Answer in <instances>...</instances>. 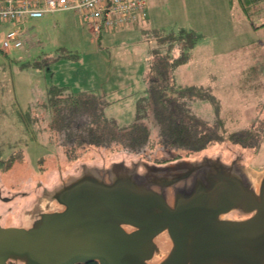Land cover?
<instances>
[{
	"label": "rangeland",
	"instance_id": "rangeland-1",
	"mask_svg": "<svg viewBox=\"0 0 264 264\" xmlns=\"http://www.w3.org/2000/svg\"><path fill=\"white\" fill-rule=\"evenodd\" d=\"M235 1L147 0L146 20L104 30L98 40L79 13L62 9L29 18L22 46L4 50L0 44V145L3 157L14 152L21 155L10 168L0 169L3 195L19 194L12 201H0V210L12 206L7 222H20L23 208L44 186L60 181V172H75L82 162L108 164L142 158L117 148H91L65 164L55 155L59 148L50 140L33 139V131L23 121L41 102L44 105L48 88L58 84L101 94L111 101L105 106L106 114L122 125L132 122L137 100L147 89L150 48L156 44L146 36V27H187L200 32L189 59L177 72V81L207 84L213 80L223 112L235 114L240 122L252 115L264 116V12L249 18ZM12 26V21H0V38ZM241 75L253 81L242 86ZM254 152L253 147L223 141L209 145L201 154L182 151L179 158L221 154L231 161L241 155V162L264 167V145L257 155ZM178 155L160 148L150 152L154 159Z\"/></svg>",
	"mask_w": 264,
	"mask_h": 264
},
{
	"label": "water",
	"instance_id": "water-1",
	"mask_svg": "<svg viewBox=\"0 0 264 264\" xmlns=\"http://www.w3.org/2000/svg\"><path fill=\"white\" fill-rule=\"evenodd\" d=\"M240 157L82 162L0 222V264H264V167Z\"/></svg>",
	"mask_w": 264,
	"mask_h": 264
},
{
	"label": "trees",
	"instance_id": "trees-1",
	"mask_svg": "<svg viewBox=\"0 0 264 264\" xmlns=\"http://www.w3.org/2000/svg\"><path fill=\"white\" fill-rule=\"evenodd\" d=\"M235 4L249 18L264 12V0H236ZM145 31L156 44L150 48L147 89L137 100L132 122L122 125L106 114L105 106L111 101L101 94L52 84L44 105L41 102L23 121L33 131L32 138L50 140L59 148L56 157L65 164L79 159L91 148H117L135 157L164 163L178 159L182 151L200 153L223 141L253 147L257 155L264 145V116L252 115L240 122L235 114L223 112V101L213 80L207 84L177 81V72L189 59L190 49L201 33L193 28L167 30L161 26L146 27ZM241 77L242 86L250 81V77ZM158 148L170 153L177 151L179 155L173 159L151 158L150 152ZM2 152L0 145L2 170L21 159L16 152L7 157Z\"/></svg>",
	"mask_w": 264,
	"mask_h": 264
},
{
	"label": "built area",
	"instance_id": "built-area-1",
	"mask_svg": "<svg viewBox=\"0 0 264 264\" xmlns=\"http://www.w3.org/2000/svg\"><path fill=\"white\" fill-rule=\"evenodd\" d=\"M147 0H0V21L14 26L0 38L1 48L10 50L23 44V24L48 12L74 9L98 38L105 30H113L147 17Z\"/></svg>",
	"mask_w": 264,
	"mask_h": 264
},
{
	"label": "flooded vegetation",
	"instance_id": "flooded-vegetation-1",
	"mask_svg": "<svg viewBox=\"0 0 264 264\" xmlns=\"http://www.w3.org/2000/svg\"><path fill=\"white\" fill-rule=\"evenodd\" d=\"M62 171V170H61ZM63 172H60V179L61 177L63 176ZM59 179V180H60ZM58 182V181H56ZM3 191H4V188L3 186L0 184V201H3V202H9V201H12L16 196H18L19 194H11V195H3ZM11 210H12V206L10 205L7 209V211L5 210H0V222L4 225H19L21 223V215H20V222H16V223H13V222H10L8 223L7 220H8V215L11 213Z\"/></svg>",
	"mask_w": 264,
	"mask_h": 264
},
{
	"label": "crops",
	"instance_id": "crops-1",
	"mask_svg": "<svg viewBox=\"0 0 264 264\" xmlns=\"http://www.w3.org/2000/svg\"><path fill=\"white\" fill-rule=\"evenodd\" d=\"M77 12V11H76ZM78 13V12H77ZM83 20V19H82ZM9 22V21H8ZM26 23V22H25ZM24 23V24H25ZM23 24V26H20V25H18L21 29L23 28V33H22V35H21V38H22V40H23V36L25 35V32L28 30V28L25 26ZM13 26H14V24H13ZM12 26V27H13ZM124 27V26H123ZM121 28V27H120ZM90 31H91V33H92V30L91 29H89ZM93 34V33H92ZM101 35V34H100ZM96 40H98V38H100V36H98V38H96V37H94ZM23 45V44H22ZM262 51H264V49L262 50Z\"/></svg>",
	"mask_w": 264,
	"mask_h": 264
}]
</instances>
